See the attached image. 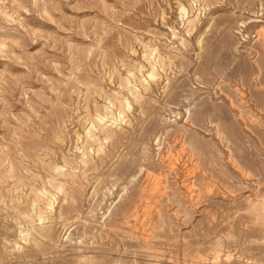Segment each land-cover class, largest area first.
I'll list each match as a JSON object with an SVG mask.
<instances>
[{
	"label": "rangeland",
	"instance_id": "rangeland-1",
	"mask_svg": "<svg viewBox=\"0 0 264 264\" xmlns=\"http://www.w3.org/2000/svg\"><path fill=\"white\" fill-rule=\"evenodd\" d=\"M3 6L0 264H264V0Z\"/></svg>",
	"mask_w": 264,
	"mask_h": 264
},
{
	"label": "bare ground",
	"instance_id": "bare-ground-1",
	"mask_svg": "<svg viewBox=\"0 0 264 264\" xmlns=\"http://www.w3.org/2000/svg\"><path fill=\"white\" fill-rule=\"evenodd\" d=\"M3 1L4 0H0V4H1V6H0V15H5L6 13H5V9H6V6H3ZM180 14L181 15H187V11L185 10V8H183V7H181L180 8ZM189 23H193V21H191V22H189ZM147 76V75H146ZM149 77L152 79V80H154V75H153V73H151L150 75H149ZM150 79V80H151ZM139 82V81H138ZM145 85V84H144ZM129 86V85H128ZM145 91V90H144ZM126 99V98H125ZM126 104V103H125ZM126 105H128V103L126 104ZM125 105V106H126ZM114 108V107H113ZM122 118V117H121ZM99 121H100V123L102 124V123H104L105 121H107V122H109L110 121V119L107 117V116H105L104 115V117H100L99 119H98ZM99 121H98V123H99ZM112 122V121H111ZM94 123V122H93ZM109 125V124H108ZM101 126V125H100ZM106 126V125H105ZM108 128V127H107ZM107 128H103V129H107ZM89 130V129H88ZM91 130H92V128H91ZM96 156V155H95ZM85 159V158H84ZM59 170V168H56V171H58ZM60 171V170H59ZM247 173V172H246ZM44 191V190H43ZM41 194V193H40ZM43 194H41V196H42ZM52 196V195H51ZM47 198V197H46ZM49 199V198H48ZM47 199V200H48ZM46 200V199H45ZM49 201V200H48ZM46 204L48 205V207L51 209L52 208V203L51 202H49V203H47L46 202ZM47 207V206H46ZM33 210V209H32ZM33 212V211H32ZM52 213V212H51ZM35 216V215H34ZM23 217V216H22ZM37 217H39V221L40 222H42V221H44L45 219L42 217V216H38L37 215ZM21 233V232H20ZM24 236H23V238H21V239H23L24 240Z\"/></svg>",
	"mask_w": 264,
	"mask_h": 264
}]
</instances>
